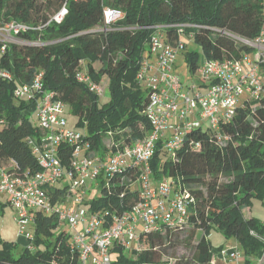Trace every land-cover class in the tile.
I'll return each mask as SVG.
<instances>
[{
  "label": "trees",
  "instance_id": "16d2710c",
  "mask_svg": "<svg viewBox=\"0 0 264 264\" xmlns=\"http://www.w3.org/2000/svg\"><path fill=\"white\" fill-rule=\"evenodd\" d=\"M63 2L0 0V26L15 22L31 28L15 37L22 46L7 44L2 51L0 43V68L13 75L11 83L0 80V163L15 162L19 173L39 171L27 139L38 143L41 131L28 111L34 104L14 100L12 91L31 84L38 72L43 73L44 90L78 118L90 153L104 157L140 141L150 131L144 110L151 89L137 80L141 64L153 55L149 27L196 25L184 29L182 41L198 46L206 62L237 60L250 53L241 39L256 38L264 27V0H77L67 3L68 13L59 24H47L50 13L57 12ZM105 8L120 10L123 18L109 30H95L103 23ZM165 33L166 41L175 46V29ZM186 41L179 55L195 74L200 53L187 48ZM79 72L96 84L107 81L106 103H99L100 97L77 81ZM256 103L245 101L236 107L232 120L221 122L216 130L199 126L186 131L173 152L163 148V141L157 143L150 160L153 182L169 179L173 193L185 191L193 203L181 224L159 232L141 231L139 248L114 247L110 264H162L164 246L185 232L192 237L199 234L193 247L194 264H221L212 263L214 248L207 237L213 228L234 239L244 256L259 255L263 245L250 232L264 235V222L242 214L253 199L264 200V100ZM71 151L66 145L58 149L66 168ZM139 172L100 176L93 183L99 196L85 199L84 206L105 225L112 224L114 217L131 211L139 201ZM48 190L53 201L66 192L57 186ZM32 216L33 241L21 252L17 244L1 242L0 264H80L70 235L56 216L41 212Z\"/></svg>",
  "mask_w": 264,
  "mask_h": 264
},
{
  "label": "built area",
  "instance_id": "2783aa9c",
  "mask_svg": "<svg viewBox=\"0 0 264 264\" xmlns=\"http://www.w3.org/2000/svg\"><path fill=\"white\" fill-rule=\"evenodd\" d=\"M69 1L77 0H64L47 24H59L64 19ZM122 18L120 10L105 8L103 23L95 30H109ZM149 28L152 30L149 45L151 53L156 56V63L148 66L147 61L143 62L137 80L151 89L144 110L150 131L131 146L104 157L92 155L83 133L68 128L65 104L52 92L44 90L42 72L35 75L31 84L16 86L12 91L14 100L34 104L41 139L38 143L30 138L27 141L39 171L19 173L15 162L0 163V200L2 195H6L18 233L28 242L34 239L32 215L35 212L55 215L59 226L68 227L66 231L70 235L71 248L77 252L80 264H110L114 247L125 250L132 246L139 248L140 226L147 233L159 232L165 227L181 224L186 217L187 208L193 203L190 195L185 191L173 193L174 186L169 179L154 183L152 178L150 160L157 143L164 142L166 130L171 131L174 138L164 142L163 148L173 152L180 146L186 131L202 126V122H208L212 130L218 129L221 122H230L236 107L240 106L241 97L246 96L245 101L264 100V27L256 38L241 39L250 48L252 57L244 53L237 60H202L195 73L198 84L186 90L183 80L173 75L172 69L183 48L184 29L197 26L170 24ZM30 29L15 22L0 26L1 50L12 44L19 33ZM166 29H175L178 36L175 46L166 41ZM151 70H155L156 75L148 78L146 73ZM0 80L11 83L13 75L0 68ZM77 81L102 97L103 89L86 73L79 72ZM62 145L72 149L67 168L57 156ZM128 170H140L137 180L140 199L131 211L114 217L112 224L105 225L98 215L84 207L87 193L100 176L122 175ZM63 180L66 181V192L53 201L48 188ZM250 235L263 245L258 256H244L235 243L219 251L217 261L221 264H264V235L253 231Z\"/></svg>",
  "mask_w": 264,
  "mask_h": 264
},
{
  "label": "rangeland",
  "instance_id": "374dc122",
  "mask_svg": "<svg viewBox=\"0 0 264 264\" xmlns=\"http://www.w3.org/2000/svg\"><path fill=\"white\" fill-rule=\"evenodd\" d=\"M53 12L50 13L49 19L53 16ZM186 41V39H183ZM187 42V41H186ZM12 44L22 46L24 43L22 41L17 40L16 38L11 41ZM187 48L191 50H195L200 53V61H202L201 50L198 46L192 43H186ZM146 55V54H145ZM176 61V65L172 70V74L175 76H179L181 80H183L184 88L186 90L187 87H191L192 85L198 84V75L193 74L189 67L186 65L185 61L182 59V56ZM249 57H252V54L249 53ZM148 66H154L156 63V56L153 54L150 57L146 58ZM156 75L155 70H151L146 73L148 78H153ZM100 87L103 89V95L99 98V103L103 104L109 100V91H108V83L107 81L103 80L99 83ZM246 100V96H243L239 100V105ZM252 106L256 105L255 100H250ZM29 112H32L33 115L31 116V121L35 124V109L31 107ZM28 111H25L26 114ZM65 118L67 120L68 128L75 130L80 133H85L82 127L77 126L78 118L69 113L68 108L66 109ZM202 126L206 128L208 126V122H202ZM173 133L169 130H166L164 133V142L173 140ZM109 144L113 141L111 137L107 138ZM108 144V143H107ZM99 183V182H98ZM66 181L63 180L58 183L56 186L58 188H64ZM101 185V184H99ZM174 189V187H173ZM99 196V190L95 184L92 185L89 192L87 193L86 200L88 201L91 198ZM2 198H6V195H2ZM86 207V205L84 206ZM243 217L245 219L249 218H256L260 221L264 222V200L261 199H253L249 207H246L242 210ZM14 212L10 206H5L3 210H0V243L1 242H13L14 244L18 245L17 251L21 252L25 247L24 244L21 242L24 238L19 237L18 229L16 224L13 221ZM33 228V226H31ZM64 230L68 229L67 226H63ZM142 226L139 227V233L142 231ZM199 234L196 232V237H192L189 233H181L177 241H172L170 244L165 245L163 248L164 256L162 258V264H194L192 262L193 256V247L197 243ZM207 239L213 246V250L217 252L218 248L221 249H228L229 247L235 245V240L232 238L226 239L216 228H213L209 231ZM27 241V240H26ZM29 243V242H28ZM126 255H129L125 252ZM216 254H213L212 263L217 262Z\"/></svg>",
  "mask_w": 264,
  "mask_h": 264
},
{
  "label": "crops",
  "instance_id": "0c3cea01",
  "mask_svg": "<svg viewBox=\"0 0 264 264\" xmlns=\"http://www.w3.org/2000/svg\"><path fill=\"white\" fill-rule=\"evenodd\" d=\"M179 56H181V55H179ZM180 57H178V59H179ZM177 59V60H178ZM182 59H183V57H182ZM175 65H176V63H175ZM173 68H174V66H173ZM173 70V69H172ZM35 120H36V118H35ZM68 126V125H67ZM5 206H9L8 205V203H7V197L6 198H1V200H0V210H3V208L5 207ZM14 221V220H13ZM19 234V233H18ZM19 237H21V238H23L22 236H20L19 235ZM23 244H24V247H27V246H29V243H28V241H26L25 239H23V241H21ZM235 243H237L236 241H235ZM238 244V243H237ZM222 250V249H221ZM219 251L220 250H217V252H215L214 250H213V254H218L219 253Z\"/></svg>",
  "mask_w": 264,
  "mask_h": 264
}]
</instances>
